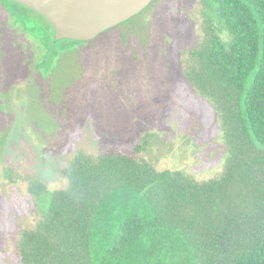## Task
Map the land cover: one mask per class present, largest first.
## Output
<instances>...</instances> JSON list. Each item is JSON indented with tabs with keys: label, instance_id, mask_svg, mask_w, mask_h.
<instances>
[{
	"label": "trees",
	"instance_id": "obj_1",
	"mask_svg": "<svg viewBox=\"0 0 264 264\" xmlns=\"http://www.w3.org/2000/svg\"><path fill=\"white\" fill-rule=\"evenodd\" d=\"M0 6L47 52L55 40L43 16L12 0ZM196 6L199 37L182 50V71L217 114L221 171L197 180L156 168L145 151L163 140L150 131L132 153L79 149L61 188L25 176L35 202L49 196L46 209L21 220L22 264H264V0ZM68 40L61 50L85 42Z\"/></svg>",
	"mask_w": 264,
	"mask_h": 264
},
{
	"label": "rangeland",
	"instance_id": "obj_2",
	"mask_svg": "<svg viewBox=\"0 0 264 264\" xmlns=\"http://www.w3.org/2000/svg\"><path fill=\"white\" fill-rule=\"evenodd\" d=\"M199 24L196 0H152L84 43L61 50L69 40H51L46 52L0 6V264H22L21 220L48 206L49 192L35 202L25 176L61 188L79 149L132 153L150 131L163 140L145 151L156 168L197 180L221 171L227 148L217 114L182 71Z\"/></svg>",
	"mask_w": 264,
	"mask_h": 264
},
{
	"label": "water",
	"instance_id": "obj_3",
	"mask_svg": "<svg viewBox=\"0 0 264 264\" xmlns=\"http://www.w3.org/2000/svg\"><path fill=\"white\" fill-rule=\"evenodd\" d=\"M43 16L53 39L88 41L142 11L152 0H12Z\"/></svg>",
	"mask_w": 264,
	"mask_h": 264
}]
</instances>
